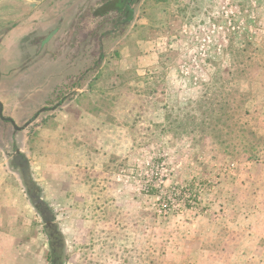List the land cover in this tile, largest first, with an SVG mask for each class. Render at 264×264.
<instances>
[{
    "label": "rangeland",
    "instance_id": "rangeland-1",
    "mask_svg": "<svg viewBox=\"0 0 264 264\" xmlns=\"http://www.w3.org/2000/svg\"><path fill=\"white\" fill-rule=\"evenodd\" d=\"M109 1L0 0V264H264V0Z\"/></svg>",
    "mask_w": 264,
    "mask_h": 264
},
{
    "label": "trees",
    "instance_id": "trees-1",
    "mask_svg": "<svg viewBox=\"0 0 264 264\" xmlns=\"http://www.w3.org/2000/svg\"><path fill=\"white\" fill-rule=\"evenodd\" d=\"M133 0H110L109 2L102 4L101 6H99V8H97V10L95 11V17H102L108 13H117L119 14L120 18H117L115 23H113V28L112 31H110V33H114L115 29L117 28V26L119 24H121L124 28H126V26L128 25V23L130 22V20L132 19L133 16V10L131 9V3ZM161 1V0H158ZM122 17V18H121ZM122 19V21H121ZM123 32L120 33L118 36H122ZM99 50L101 49V45H98ZM244 50H242L241 52H243ZM100 62V59L97 60V63ZM224 87H221V92L223 90ZM210 90H207V92ZM205 100H201L197 103H194V106H196L199 109H203L205 107ZM213 106V105H211ZM210 106V107H211ZM21 160L23 161L22 164H24V156L19 155ZM47 227V226H46ZM47 237L51 243V261L52 264H58V260H59V255H60V247H59V243H60V234L59 233H55L54 235H48ZM54 244H56L54 246Z\"/></svg>",
    "mask_w": 264,
    "mask_h": 264
},
{
    "label": "crops",
    "instance_id": "crops-1",
    "mask_svg": "<svg viewBox=\"0 0 264 264\" xmlns=\"http://www.w3.org/2000/svg\"><path fill=\"white\" fill-rule=\"evenodd\" d=\"M41 13V11H37V12H35L30 18H28V21L26 22V21H24V22H19L15 27H11V28H9L8 29V31H7V37L9 36V35H12V34H14V33H16V34H18L19 35V33H21V35H19V37H20V39L18 40V42H17V44H16V46H18L26 37H29L30 35H37V34H39L40 32L39 31H42V29H44V26H42V25H40V23H39V20H42V18H41V15L42 14H40ZM50 13H51V11H50ZM19 20H22V19H20V17H18L17 19H16V21H19ZM32 21V22H31ZM26 25H28V27L26 26ZM57 30V28H55L54 30H52L53 32H50L49 34H47V36L43 39V43H41V47L43 48L44 46H46V44L49 42V39L51 38V36H52V34L54 33V31H56ZM39 32V33H38ZM48 41V42H47ZM5 44V43H4ZM12 44V43H11ZM14 44V45H15ZM144 44H146V46L149 44V42H145ZM8 47V46H7ZM1 50V49H0ZM9 50H15L14 49V47H12V48H9ZM18 51H19V48L17 49V56H19V53H18ZM144 56V55H143ZM143 56H141V57H143ZM141 57H139V61L141 60V62L143 61L142 59L143 58H141ZM1 104V103H0ZM2 105V104H1ZM77 107V106H76ZM3 109H4V107H3V105H2V113H3ZM83 113V112H82ZM79 114H81V113H79ZM10 119V118H9ZM12 120V119H11ZM13 121V120H12Z\"/></svg>",
    "mask_w": 264,
    "mask_h": 264
},
{
    "label": "water",
    "instance_id": "water-1",
    "mask_svg": "<svg viewBox=\"0 0 264 264\" xmlns=\"http://www.w3.org/2000/svg\"><path fill=\"white\" fill-rule=\"evenodd\" d=\"M44 111V109H41L40 110V112H43ZM0 120L1 121H4V122H8V123H10L11 125H12V127H13V130L14 131H20L22 128H19V127H17L16 125H15V123L11 120V119H9V118H4L3 116H2V105L0 104ZM28 125V124H27ZM26 125V126H27Z\"/></svg>",
    "mask_w": 264,
    "mask_h": 264
},
{
    "label": "flooded vegetation",
    "instance_id": "flooded-vegetation-1",
    "mask_svg": "<svg viewBox=\"0 0 264 264\" xmlns=\"http://www.w3.org/2000/svg\"><path fill=\"white\" fill-rule=\"evenodd\" d=\"M14 158H16L17 162H18L19 160H21V158H20V156L18 155L17 152L15 153ZM16 160H14V161H15V164H16V165L18 164V165H17V168H19V169H20V168H21V169L24 168L23 165H21L20 163H17ZM22 170H24V169H22Z\"/></svg>",
    "mask_w": 264,
    "mask_h": 264
}]
</instances>
